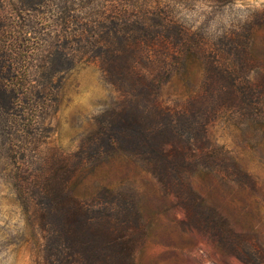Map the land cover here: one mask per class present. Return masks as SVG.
<instances>
[{
    "label": "trees",
    "instance_id": "obj_1",
    "mask_svg": "<svg viewBox=\"0 0 264 264\" xmlns=\"http://www.w3.org/2000/svg\"><path fill=\"white\" fill-rule=\"evenodd\" d=\"M16 5L18 10L10 11L6 1L0 0L2 139L17 132L35 137L37 125L31 117L23 116L32 106H37L35 119L42 116L55 99L63 74L76 60L66 47H60V36L46 56H42L38 42L27 48L30 33L19 28L20 22L32 17V12L36 17L34 13L42 7L52 9L49 20L54 23L65 11L64 0H16ZM156 27L160 28L149 31L145 25L127 26L106 32L112 47H99V57L124 100L117 110L110 109L98 118L84 147L58 162L54 182L45 179L35 186L34 197L38 196L39 203L29 207L44 234L47 264H134V246L151 234L153 217L145 212L141 195L95 183L102 166L115 159L148 176L175 209L180 227L197 243L210 246L214 255L220 253L244 264L264 262L261 233L255 231L252 236L237 230L238 218L232 219L214 203L213 195L222 186L240 190L249 182L252 186L258 183L252 184L230 152L213 141L211 131L223 112L229 113V119L251 120L258 128L264 127V70L256 73L258 82L242 79L235 67L220 64L218 53L206 55L195 34L179 26ZM99 32H88L85 47L87 43L97 46L94 38L105 34ZM250 36L249 51L256 40ZM62 37H74L78 45L83 41L78 40L82 38L78 31L66 29ZM147 38L159 44L145 53L160 52L170 58L157 65L168 76L159 84L136 67L146 60L141 48L148 43ZM234 44H224L228 47L225 52L238 50L239 45ZM203 57L208 64L193 93L172 106L164 103L160 98L162 85L171 83L176 72L189 87V68ZM2 145L7 147L4 141ZM13 150L10 140L7 153ZM59 179L66 182L55 181Z\"/></svg>",
    "mask_w": 264,
    "mask_h": 264
},
{
    "label": "rangeland",
    "instance_id": "obj_2",
    "mask_svg": "<svg viewBox=\"0 0 264 264\" xmlns=\"http://www.w3.org/2000/svg\"><path fill=\"white\" fill-rule=\"evenodd\" d=\"M5 1L10 11L18 10L16 0ZM63 9L61 18L54 23L49 20L52 9L43 7L34 13L36 17L32 12V17L19 23L22 31L30 33L26 36L27 48L35 47L38 42L42 45V56H46L60 36L58 44L66 47L76 60L63 74L55 99L46 106L42 116L35 119L37 106H32L27 112L29 115L23 116L31 117L37 125L35 137L17 132L10 138H0V264H47L44 234L34 223L29 207L39 203L38 196L34 197L36 187L45 179L54 182L58 162L84 147L98 118L110 109L117 110L124 100V94L113 84L99 57V47H112L107 41L108 30L145 25L154 31L160 28L157 24L179 26L196 35L206 55L218 53L220 64L235 67L242 79L258 82L256 73L260 75L264 70V6L247 0H64ZM66 29L72 33L78 31L82 36L78 40H83L81 45L74 37L63 39ZM90 30L105 32L94 38L96 47L88 43L85 47L84 39ZM249 35L256 39L251 51L248 50ZM147 42L150 43L143 42L146 45L141 48L146 60L136 67L141 73L156 78L159 84L168 76L157 65L170 58L165 53H145L159 44L148 38ZM232 42L233 46L239 45L238 50L225 52L228 47L224 44ZM20 51H24L22 45ZM196 62L189 68V87L176 72L171 83L162 85L160 98L164 103L172 106L183 102L202 82V69L207 67L208 59L203 57ZM228 115L223 112L214 121L212 139L230 152L233 162L248 173L252 184L253 181L258 184H253V188L249 182L240 190L222 186L213 200L232 219L238 218L237 230L252 236L258 231L264 240V127L258 128L251 120L229 119ZM10 140L15 150L7 153ZM3 141L7 147L2 145ZM101 170L95 183L141 195L145 212L153 217L151 234L134 246V264H244L220 253L214 255L210 246H203L189 236L178 224L170 202L135 167L115 159L104 164Z\"/></svg>",
    "mask_w": 264,
    "mask_h": 264
},
{
    "label": "clouds",
    "instance_id": "obj_3",
    "mask_svg": "<svg viewBox=\"0 0 264 264\" xmlns=\"http://www.w3.org/2000/svg\"><path fill=\"white\" fill-rule=\"evenodd\" d=\"M247 2L256 4L257 6H264V0H247Z\"/></svg>",
    "mask_w": 264,
    "mask_h": 264
}]
</instances>
